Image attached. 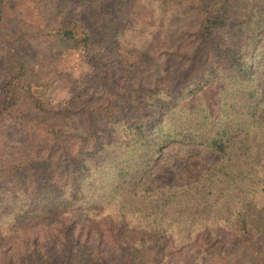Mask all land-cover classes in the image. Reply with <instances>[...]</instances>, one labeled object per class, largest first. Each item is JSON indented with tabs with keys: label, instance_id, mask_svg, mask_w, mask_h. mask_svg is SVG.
Returning a JSON list of instances; mask_svg holds the SVG:
<instances>
[{
	"label": "trees",
	"instance_id": "obj_1",
	"mask_svg": "<svg viewBox=\"0 0 264 264\" xmlns=\"http://www.w3.org/2000/svg\"><path fill=\"white\" fill-rule=\"evenodd\" d=\"M186 1L196 28L169 44L177 78L157 86L122 79L149 63L121 53L141 0H34L36 23L6 20L0 0V119L18 117L33 141L0 167V252L28 264H104L67 224L31 251L30 232L76 214L110 227L119 264L166 261L167 249L201 232L216 247L222 228L264 264L253 241L264 214V0ZM62 51L93 68L101 89L92 105L43 95L46 64ZM79 118L89 122L83 135L64 124ZM161 166L173 183L159 178Z\"/></svg>",
	"mask_w": 264,
	"mask_h": 264
},
{
	"label": "rangeland",
	"instance_id": "obj_2",
	"mask_svg": "<svg viewBox=\"0 0 264 264\" xmlns=\"http://www.w3.org/2000/svg\"><path fill=\"white\" fill-rule=\"evenodd\" d=\"M144 8L140 9L139 25L126 27L119 35L125 50L121 53L129 61L149 63L143 67L126 71L122 79L127 82L142 81L146 85L165 86L175 83L179 65L176 59L172 58L168 51L169 44L179 45L184 38L185 30L195 29L193 25L192 9L187 1L168 3L160 0H141ZM5 19L13 20L18 15L36 23L38 14L34 0H5ZM164 5V7H163ZM29 24V23H28ZM13 28V27H12ZM27 28V27H25ZM34 29V27H30ZM29 28V29H30ZM128 51V52H127ZM130 52V53H129ZM54 59H49L44 74L52 82L44 89L43 95L50 103H58L67 100L70 95L75 94V105L82 101L92 105L96 95L100 92V82L96 78L93 68L86 62L79 59L73 51L61 52ZM144 59L141 61L140 59ZM264 118V112L262 114ZM88 121L79 118L74 123L64 124L70 130L75 129L81 135L85 134ZM83 133V134H82ZM30 137L18 117L3 116L0 119V167L4 160L8 159L14 152H25L30 146ZM87 147H90L88 145ZM179 161H174L177 165ZM169 169L160 167L159 178L165 183H173L176 176L172 175ZM174 172V170H170ZM2 171H0V174ZM261 232L254 242L260 241L264 245V214L262 215ZM65 224L73 227L75 233H79L81 241L99 249L103 253L104 264H119L116 246L111 238L110 227L102 221L88 222L82 220L76 214L65 216V222H51L45 229L30 232L31 251H43L45 245L50 242L52 236L56 235L58 229ZM114 227L116 223L112 224ZM221 235L216 247H209L212 236L198 235V239L183 244L177 250L168 251V259L158 264H254L253 252L231 231L219 229ZM23 235L20 236V238ZM218 247H221L219 250ZM4 250L2 247L0 248ZM13 252H0V264H28L29 258L24 254ZM13 254L14 263L9 262L8 256ZM151 254V252H150ZM37 255V252L35 253ZM37 257V256H36ZM162 257H158L160 260ZM32 259V257H30Z\"/></svg>",
	"mask_w": 264,
	"mask_h": 264
}]
</instances>
